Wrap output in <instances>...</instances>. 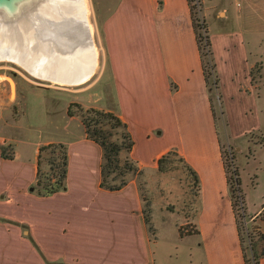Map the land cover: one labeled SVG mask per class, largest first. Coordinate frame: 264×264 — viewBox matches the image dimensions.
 Wrapping results in <instances>:
<instances>
[{"label": "crops", "instance_id": "crops-1", "mask_svg": "<svg viewBox=\"0 0 264 264\" xmlns=\"http://www.w3.org/2000/svg\"><path fill=\"white\" fill-rule=\"evenodd\" d=\"M212 1L211 6L204 8V18L222 97L221 107L233 140L247 133L245 130L236 133L233 129L229 104L236 107L244 100L250 102L242 115H252L251 106L257 109L258 102L264 98V85L260 84L264 80V0ZM98 7L109 76L95 101L106 103L103 101L106 99L112 108L98 107L94 102L91 106L114 110L126 123L134 141L130 155L140 166L156 164L168 151L177 152L198 177L199 205L195 217L198 234L188 236L196 238L191 246L202 250L203 264H244L222 160V141L212 113L210 91L204 81L189 1L163 0L159 8L156 0H103ZM210 21L215 25L211 31ZM52 25L68 41L87 48ZM31 34L30 44H44L42 35ZM36 39L38 42H34ZM92 42L88 50L95 48L93 29ZM94 55L97 61L98 53ZM26 59L38 68L41 78L46 79V71L48 75L56 74L46 69L42 57ZM97 68L98 62L94 73ZM79 69L73 73L58 72L59 77L54 79L82 84L91 78L92 65L87 75ZM79 127L78 131L66 125L64 132L70 137L51 140L63 142L68 148L67 185L63 192L49 197L30 193L36 173V155L26 176L27 157L21 155L19 144L12 160L0 156V217L32 223L25 211L40 206L37 221L40 232L34 226L36 235L33 236L41 252L80 253V264H106L83 260H88L93 253L121 252L126 258L118 260L117 264H147L143 258L137 262L128 257L146 248L137 187L130 180L118 192L99 189L101 150L99 158L94 155L95 161L91 160L90 165L86 153L95 151L93 145L96 144L85 138L81 124ZM15 139L18 138L0 134V146L9 145ZM163 140L164 146L151 152V144ZM138 141L139 150L143 146L148 149L141 156ZM258 144L264 146V135ZM26 145L29 144H21ZM238 148L240 152L236 156L242 152L253 156L258 147L248 149L238 145L234 149ZM75 164L80 176L70 189V173ZM90 172L94 177L98 175L91 197L86 179ZM238 178L241 191L239 174ZM107 192L118 196L110 198ZM243 205L245 217L252 221L253 228L264 233V197L253 213L244 195ZM102 243L105 245H99ZM95 246L100 250H93ZM37 251L18 227L0 222V264H44ZM259 264H264V258Z\"/></svg>", "mask_w": 264, "mask_h": 264}, {"label": "rangeland", "instance_id": "rangeland-1", "mask_svg": "<svg viewBox=\"0 0 264 264\" xmlns=\"http://www.w3.org/2000/svg\"><path fill=\"white\" fill-rule=\"evenodd\" d=\"M24 1L28 4L27 8L14 6L12 12L0 13V134H5L9 138H18L6 146L9 147V152H11L16 150V144L20 145L22 149L21 155L27 157V176L30 173L29 166L34 165V156L36 155L37 158V154L34 151L37 143L38 147L51 142L52 139L63 140L65 136L69 138L70 135L64 132L66 125H71L78 131L81 128L79 127L80 123L77 116L68 117L66 114V110L71 103H79L83 108L90 107L93 102V105L102 106L106 109L110 106L109 101L106 99H102L106 103L95 101L98 97L97 93L105 88V83L103 82L109 76L100 32L102 17L99 14L98 7L103 0H84L88 10L87 17L91 36L93 29V41L95 44L93 50H88L89 46H86L87 48L85 49L68 41L52 25L51 20L47 16L45 18V11L38 7L34 0H28L29 3L27 0ZM211 1L190 0L192 12L196 13V17L205 23L206 31L207 24L204 18V8L211 6L213 2ZM221 16L222 14L218 18ZM207 19L209 20L208 17ZM216 19L213 22L217 21ZM209 27L210 31L215 29V25L211 21L209 22ZM31 32L34 35H42L44 44L41 46L30 44L32 42ZM34 42H38V40L36 39ZM201 44L202 46L204 45L203 42ZM209 50L211 51V48ZM94 53H98L97 61ZM38 56L42 57L44 62H46V69L55 71V75H48L46 71V79L39 76L38 68L26 59L30 57L31 60H36ZM96 62H98V68L94 73ZM91 65V78L82 84L77 85L75 81L65 82L54 79V77H59L58 72L69 71V73H73L78 68L83 71L84 75H87ZM214 75L217 77L216 71ZM5 76L10 77L14 81V93L11 92ZM260 84L264 85V80ZM213 90L210 92V102L215 124L222 141L221 154L230 193L232 183L229 178L235 172L237 175L236 169L238 168L241 191L253 213L258 207L260 199L264 197V146L259 147L260 145L258 144L262 142L264 135V98L258 102L257 109L251 106L253 109L252 115L251 113L246 116L242 115L243 109L247 108L249 104L251 105L250 102L247 103L244 100L241 106L236 107H233V103L229 104V106H232L233 129L236 133L242 132V130L247 133L238 139L232 140L227 128L228 122L221 107L222 97L220 91ZM76 109L71 106V111L75 112ZM25 142L29 145L21 146ZM164 144V140L151 144V152L157 151ZM238 145L243 148L248 147V149L258 148L255 149L253 156L251 151H249L251 156L247 152H242L236 156L240 149L235 150L234 148ZM93 146L96 150H90L86 153L90 165V161H95V156L98 155L99 158L100 154L99 147L97 145ZM139 146L140 143L138 141L139 156L142 153L146 154L148 149L142 144L143 147L139 150ZM130 158H132L131 155ZM182 160L175 151L174 154L164 161L161 171L158 170L157 163L149 166H140L137 163L141 174L139 176H130L129 181H133L137 187L141 200V212L146 203L148 205L151 228L149 229L144 224L146 248L144 250L140 249V252L131 253L128 256L129 259L138 262L142 261L143 258V260L147 261V264L154 263V261L158 262V264H203L202 250L196 245L191 246L192 243L196 242V238L188 237L197 235L195 217L199 205L198 189L185 169ZM79 176L80 174L75 164L70 173V189L73 186V181L78 179ZM97 176L94 177L92 172L86 176L89 188L88 195L90 197L93 195L92 185ZM34 181L30 185L32 190L30 193L36 195ZM138 187H141V189L138 190ZM241 191L237 192L240 199H237L236 205L234 203L235 220H237L239 227L242 225L251 226L252 221L244 216ZM107 194L111 195L109 196L110 198H114L113 195L116 198L118 196L116 193L107 192ZM39 209L40 206L34 210L25 211L27 217L31 218L32 223L3 217H0V222L16 226L23 231L25 238L30 241L32 246L38 248L37 252L42 257L44 264H80L82 261L80 253L50 251L45 253L40 251L39 244L33 236V234L36 235L34 226L36 231L40 232V224L37 222L40 218ZM33 220L36 221V224L33 223ZM241 234L244 235L243 228ZM90 242L92 245L94 244V241ZM99 245H105V243ZM93 250H100V247L95 246ZM87 258L88 260L83 261H103L106 264H117L118 260L126 258V254L124 257L121 252L93 253L91 257L88 256Z\"/></svg>", "mask_w": 264, "mask_h": 264}, {"label": "trees", "instance_id": "trees-1", "mask_svg": "<svg viewBox=\"0 0 264 264\" xmlns=\"http://www.w3.org/2000/svg\"><path fill=\"white\" fill-rule=\"evenodd\" d=\"M156 1L158 7L161 8L163 0ZM188 1L190 4V0ZM190 11L206 87L210 92L213 89L218 90V78L214 75L215 64L213 62L212 52L209 50L210 41L207 36L205 23L202 21L206 31V36L203 40L198 32L201 27L198 24L199 19L196 17V13L192 12V7H190ZM202 42L204 43L203 46L201 44ZM71 106L77 108L75 112L71 111ZM66 114L68 117L77 116L79 118L85 138L95 143L101 150L99 189L108 192H118L128 185L130 176H139L141 174L137 162L130 158L134 146L132 136L128 131L126 123L114 110H104L94 106L83 108L79 103H71L66 110ZM174 153L175 151L173 150L168 151L157 160L158 170L161 171L163 169L164 161ZM0 156L2 159L12 160L14 158V151L9 152V147L1 145ZM182 162L192 177L194 184L198 187L197 174L184 160ZM67 173L68 148L65 143L49 142L37 147L36 173L34 179L36 186L35 194L37 196L49 197L63 192L67 185ZM229 181L232 183L231 196L232 207L234 208V203L236 205V201L239 198L237 192L240 191L238 174L236 175V172L235 174L233 173ZM139 189L141 187H138ZM147 206L146 203L142 209V214L144 224L150 229L151 222ZM236 226L244 264H259L260 260L264 258V233L260 232L259 229L253 228V225H242L240 228L237 220ZM242 228L244 235L241 234ZM196 234H198V231H196Z\"/></svg>", "mask_w": 264, "mask_h": 264}, {"label": "bare ground", "instance_id": "bare-ground-1", "mask_svg": "<svg viewBox=\"0 0 264 264\" xmlns=\"http://www.w3.org/2000/svg\"><path fill=\"white\" fill-rule=\"evenodd\" d=\"M34 1L45 11V17L47 16L70 40L89 47L93 44L84 0ZM27 5L24 0H16L10 7L1 6L0 13L12 12L14 6L27 8Z\"/></svg>", "mask_w": 264, "mask_h": 264}, {"label": "water", "instance_id": "water-1", "mask_svg": "<svg viewBox=\"0 0 264 264\" xmlns=\"http://www.w3.org/2000/svg\"><path fill=\"white\" fill-rule=\"evenodd\" d=\"M16 0H0V7L3 6V7H10L13 5V3L15 2ZM8 84H9V88L11 90L12 93H14V81L8 77V76H5ZM256 228V227H255Z\"/></svg>", "mask_w": 264, "mask_h": 264}, {"label": "built area", "instance_id": "built-area-1", "mask_svg": "<svg viewBox=\"0 0 264 264\" xmlns=\"http://www.w3.org/2000/svg\"><path fill=\"white\" fill-rule=\"evenodd\" d=\"M198 24L199 25H201V27H200V29H199V33H200V35L202 36V38H203V40H204V38H205V36H206V31H205V28H204V26H203V24H202V20L199 18V22H198ZM201 40V39H200ZM239 199H240V197H239ZM242 207V206H241ZM242 209H243V207H242Z\"/></svg>", "mask_w": 264, "mask_h": 264}]
</instances>
